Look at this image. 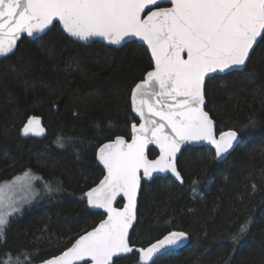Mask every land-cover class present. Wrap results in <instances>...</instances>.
I'll use <instances>...</instances> for the list:
<instances>
[{
    "label": "trees",
    "instance_id": "1",
    "mask_svg": "<svg viewBox=\"0 0 264 264\" xmlns=\"http://www.w3.org/2000/svg\"><path fill=\"white\" fill-rule=\"evenodd\" d=\"M151 67L149 52L137 42L119 49L85 46L58 24L35 41L24 38L1 62L0 184L31 170L54 186L59 182L61 191L10 220L0 262L7 253L27 252L31 264L41 263L105 218L86 205L84 193L103 178L99 147L118 136L131 138L138 124L131 90ZM206 98L218 134L237 130L243 142L222 162L213 149H185L178 161L184 185L171 177L144 183L131 245L145 248L183 231L189 244L158 264H264V43L245 70L208 81ZM32 116L41 120L43 136L23 134ZM149 156L158 152L151 149ZM248 221L249 231L233 244L231 237ZM114 264L141 262L134 252Z\"/></svg>",
    "mask_w": 264,
    "mask_h": 264
},
{
    "label": "snow or ice",
    "instance_id": "2",
    "mask_svg": "<svg viewBox=\"0 0 264 264\" xmlns=\"http://www.w3.org/2000/svg\"><path fill=\"white\" fill-rule=\"evenodd\" d=\"M54 22L77 42L99 40L122 46L138 40L150 52L151 70L130 94L132 111L142 122L132 124L130 142L117 137L99 147L103 178L84 193L86 205L102 209L106 218L61 255L43 261L114 264V258L134 251L130 230L137 219L142 179L170 174L183 184L177 165L182 147L209 145L220 160L243 142L237 130L217 136L215 121L205 110V84L221 74L244 70L254 46L264 43V0H0V60L15 53L23 34L42 38ZM22 131L25 136L40 135L44 129L40 119L32 116ZM149 145L159 149L157 158L149 159ZM58 146L65 147L62 140L58 139ZM37 180L46 195L61 191L59 182L54 186L31 170L0 184V241L10 219L23 211L25 203L41 196L34 187ZM17 192L25 194L17 198ZM118 198L126 201L123 207L114 206ZM251 224L241 225L231 237L233 244L239 243ZM187 239L185 232L171 231L135 251L141 264H158ZM31 261L30 253L15 257L7 253L0 264Z\"/></svg>",
    "mask_w": 264,
    "mask_h": 264
},
{
    "label": "water",
    "instance_id": "3",
    "mask_svg": "<svg viewBox=\"0 0 264 264\" xmlns=\"http://www.w3.org/2000/svg\"><path fill=\"white\" fill-rule=\"evenodd\" d=\"M162 6H170V5H168V4H164V5H162ZM56 24H58V22H54V24H53V26H51V28L46 32V34L56 25ZM59 25V24H58ZM60 26V25H59ZM60 28H61V30H62V27L60 26ZM63 31V30H62ZM46 34H43V36H45ZM66 34V33H65ZM67 35V34H66ZM42 36V37H43ZM24 38H27L28 40H31V41H35V40H37V39H39L40 37H27V35L26 34H23L22 36H21V38H20V40H18L17 41V46H16V50H15V53H16V51L18 50V47H19V44L22 42V40L24 39ZM70 38V37H69ZM71 40H73L72 38H70ZM74 41V40H73ZM75 42H77V41H75ZM93 42H100L99 40H96V41H92V42H89L88 44H84V43H82V42H77V43H79V44H82V45H85V46H88V45H90V44H92ZM132 42H137L138 44H140V45H142V46H144L146 49H147V46L146 45H144L143 44V42H141V41H138V40H133V41H131V42H128V43H132ZM100 43H102V42H100ZM127 43V44H128ZM259 41H258V44L256 45V46H254V49H253V52L250 54V60H251V58H252V55H253V53H254V51L256 50V48H257V46L259 45ZM102 44H104V45H106L105 43H102ZM106 46H109V45H106ZM124 45H122V46H109V47H112V48H116V49H119V48H122ZM148 51V50H147ZM149 52V51H148ZM149 54H150V52H149ZM13 55V54H12ZM12 55H10V56H12ZM9 56V57H10ZM4 60V59H3ZM3 60H0V64H1V62L3 61ZM250 62V61H249ZM248 62V63H249ZM248 65V64H247ZM247 65H246V67H247ZM245 70V69H244ZM241 71H243V70H241ZM236 72H240V71H236ZM234 73V72H233ZM224 75H227V74H221L220 76H224ZM207 82L208 81H206V84H205V92H206V85H207ZM206 107H207V98H206V100H205V110L207 111V109H206ZM133 112V111H132ZM133 114H134V116H135V118L138 120V124H137V126H139V123H141L142 121H140V119H139V117L133 112ZM210 114V113H209ZM211 116V115H210ZM212 117V116H211ZM214 120V119H213ZM215 121V120H214ZM215 125H216V132H217V122L215 121ZM217 136H219V134H218V132H217ZM118 137H123V136H118ZM117 138V137H116ZM115 138V139H116ZM123 138H125L127 141H131V138L130 139H127L126 137H123ZM115 139L113 140V141H110V142H114L115 141ZM110 142H107V143H110ZM102 146V145H101ZM100 146V147H101ZM239 145H237V146H235L234 147V149L229 153V154H227L225 157H223V158H221L220 160H217L216 159V161L217 162H222V161H224L225 159H227L235 150H236V148L238 147ZM189 147H191V148H210L211 149V146H209V145H206V144H200V145H186V146H184V147H182L181 148V152L180 153H178L177 154V165H178V161H179V158L182 156V154H183V152L185 151V149H187V148H189ZM151 149H155L158 153H159V149L158 148H156L155 147V145H149V147H148V156H149V152H150V150ZM97 154H98V151H97ZM157 158V157H156ZM149 159H151L150 158V156H149ZM155 159V158H154ZM97 161H98V159H97ZM98 164H99V161H98ZM100 166H101V168L103 169V166L101 165V164H99ZM178 170H179V167H178ZM181 173V172H180ZM182 175V174H181ZM163 177V174H155L154 175V178L152 179V180H147L146 178H144V179H142V181H141V188H140V191H139V193H138V196H137V208H136V215H137V219H136V222L134 223V225H133V228L130 230V244H131V235H132V232H133V230L135 229V227H136V225H137V223H138V207H139V200H140V197H141V192H142V187H143V184L144 183H151L152 181H154L156 178H162ZM168 177H171L170 176V174H167V178ZM183 177V176H182ZM172 178V177H171ZM173 180H175L174 178H172ZM184 179V178H183ZM176 181V180H175ZM177 183H179L178 181H176ZM180 184V183H179ZM185 184V180H184V183L183 184H180V185H184ZM95 187V186H94ZM121 203H123V205L121 206V207H123L124 206V204L126 203V201L125 200H123V198H118L117 199V201H116V204L114 205L115 207H120L119 205L121 204ZM90 208V207H89ZM92 211H95V212H100V213H102V214H104L105 215V218H106V213H104L103 212V210L102 209H92V208H90ZM104 218V219H105ZM98 226V225H97ZM92 230V229H91ZM90 230V231H91ZM186 233V232H185ZM85 234V233H84ZM169 234V233H168ZM187 234V233H186ZM187 236H188V239H187V241H185V242H183L178 248H176V249H170L169 251L170 252H174V251H180V250H182V249H184L188 244H189V242H190V237H189V235L187 234ZM78 239V238H77ZM162 239V238H161ZM160 240V239H159ZM76 241V240H75ZM158 241V240H157ZM157 241H155V242H157ZM154 242V243H155ZM73 245V244H72ZM71 245V246H72ZM151 245V244H150ZM150 245H148V246H150ZM70 246V247H71ZM132 247H133V249H134V251L132 252V253H129V254H126V255H124V256H122V257H119V258H114V261L116 260V259H120V258H125V257H128V256H130V255H132L134 252H137V251H135L136 249H139V248H142V247H137V246H133V245H131ZM147 246V247H148ZM69 247V248H70ZM147 247H145V248H147ZM68 249V248H67ZM66 249V250H67ZM63 253V252H62ZM61 253V254H62ZM138 253V252H137ZM61 254H59V255H61ZM139 254V253H138ZM59 255H57V256H59ZM54 257H56V256H54ZM54 257H52V258H54ZM51 259V258H50ZM46 261V260H45ZM35 264H43V262H41V263H35Z\"/></svg>",
    "mask_w": 264,
    "mask_h": 264
},
{
    "label": "rangeland",
    "instance_id": "4",
    "mask_svg": "<svg viewBox=\"0 0 264 264\" xmlns=\"http://www.w3.org/2000/svg\"><path fill=\"white\" fill-rule=\"evenodd\" d=\"M41 121V120H40ZM41 127H42V124H41ZM43 128V127H42ZM29 135H33V134H29ZM44 135V132H43V134H40V135H34V136H43ZM32 172V171H31ZM34 175H36V176H39V175H37V174H35L34 172H32ZM22 175V174H21ZM20 176V175H19ZM40 177V176H39ZM12 181V180H11ZM10 182V181H9ZM3 184V183H2ZM34 187L36 188V189H39L40 191H41V196H39V197H37L35 200H33L32 201V203L31 204H27V203H25L24 205H23V211L21 212V213H19V214H22L26 209H28V208H30V207H32L34 204H36V203H38L39 201H41L43 198H45L46 196H48V195H46V194H44L43 193V189H42V187H41V181H39V180H37V181H35V183H34ZM25 193H22V192H17L16 193V196H17V198H19L20 196H22V195H24ZM19 214H17V215H19ZM12 219V218H11ZM10 219V220H11Z\"/></svg>",
    "mask_w": 264,
    "mask_h": 264
}]
</instances>
